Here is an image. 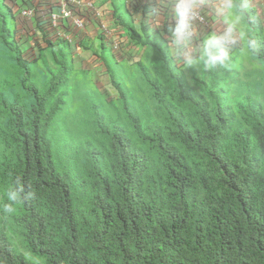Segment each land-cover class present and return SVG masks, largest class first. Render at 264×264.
Returning a JSON list of instances; mask_svg holds the SVG:
<instances>
[{
	"label": "trees",
	"instance_id": "obj_1",
	"mask_svg": "<svg viewBox=\"0 0 264 264\" xmlns=\"http://www.w3.org/2000/svg\"><path fill=\"white\" fill-rule=\"evenodd\" d=\"M230 9L240 42L229 50L211 37L180 61L117 9L143 48L132 64L115 61L124 73L102 55L122 114L105 122L93 112L90 140L55 147L50 126L75 71L68 42L48 40L25 58L0 0V41L34 98L11 118L1 165L0 264H264V25L245 0ZM38 63L42 89L29 80Z\"/></svg>",
	"mask_w": 264,
	"mask_h": 264
},
{
	"label": "crops",
	"instance_id": "obj_2",
	"mask_svg": "<svg viewBox=\"0 0 264 264\" xmlns=\"http://www.w3.org/2000/svg\"><path fill=\"white\" fill-rule=\"evenodd\" d=\"M9 1L14 16V38L20 48L34 58H38L48 40L54 42L62 38L61 33H66L74 38L72 42L67 41L73 69L76 70L78 63L81 70H85L87 65L91 66V71H95V67L102 69L99 64H103L108 73L107 64L96 51L106 45L110 49L118 35L129 37L126 25L116 19L114 2L118 4V0H74L71 5L73 14L83 20L80 29L73 28L69 18L58 20L57 25H50L51 13L59 12L62 0ZM232 1L124 0L125 11L130 17L125 22L136 28L144 24L157 31L166 40L174 57V52H177L182 59H188L202 52L211 37L239 39L235 26L230 23L233 20L230 9ZM245 3L255 9L264 25V0H245ZM21 9H31L33 13L21 16ZM115 55L112 53L115 61L125 63V60ZM104 78L105 75H99V82L107 89L109 81L105 82Z\"/></svg>",
	"mask_w": 264,
	"mask_h": 264
},
{
	"label": "rangeland",
	"instance_id": "obj_3",
	"mask_svg": "<svg viewBox=\"0 0 264 264\" xmlns=\"http://www.w3.org/2000/svg\"><path fill=\"white\" fill-rule=\"evenodd\" d=\"M3 1L6 6L11 7V2L9 0ZM117 9L122 13L124 20L128 22L130 17L125 11L124 0H118ZM4 19L6 28L12 30L14 28L13 19L9 15ZM230 23L235 25V30L238 34V29L242 25L239 17L234 16V19L231 20ZM11 35L8 33L9 38H12ZM217 40L222 45V41L219 38ZM234 42L239 43L240 40L231 38L229 39L228 44H224V46H233ZM5 46L6 45L0 41V170L2 169L1 165L8 159V157H11L9 152V148L13 147L11 141V133L13 132L11 118H16L18 108L34 99L31 91L26 90L21 84L22 82L20 81V78L22 77L23 69H20L17 65L13 64L12 59L10 58V53L13 54V52L7 53ZM229 49L232 50V47H229ZM139 51L140 50L136 51L133 49H127L123 54V57L126 56L129 61H135V59L139 57L136 56ZM46 53L48 56L46 58L47 65L52 71H56L54 61L49 57L50 55L47 50ZM96 53L101 58L103 57L102 55H105L106 62H108L109 66L118 68L120 73L125 72V67H119V65L115 63V59L112 55H109L110 49L107 45L103 49L100 47ZM174 54L177 61H180V55L177 54V52H174ZM115 56L123 59L119 54ZM122 63L124 64V62H121V65H123ZM125 63L127 62L125 61ZM99 65H101L102 69H97V67H95V71H91V66L87 67V65H85V70H81L82 67L77 63L76 70L71 71L68 75L67 84L60 89L62 97L65 99V105L59 109L50 126V128L53 127V131H51L52 135L55 133L54 139H51V143L55 147L61 146L64 143L76 146L75 144H82L85 140H90L88 136V134L91 133L89 120L94 116L93 112L102 114L105 122L109 121L111 117H117L122 114L121 108L118 106V92L111 84L110 77L103 64ZM30 67L31 71L29 74V80L36 82L38 88L42 89L41 77L43 73L47 71L43 70L41 63L36 64V66L30 64ZM126 71L128 72V70ZM106 74L108 76H106ZM99 75H105L104 81H109L107 89L101 86ZM130 78L132 77L127 76L126 78L128 80V86L129 88L134 89V87H131L132 80ZM133 79L134 84H140L136 73ZM133 93L134 96H137L134 90ZM93 103L97 104L98 107L94 108L92 106Z\"/></svg>",
	"mask_w": 264,
	"mask_h": 264
},
{
	"label": "built area",
	"instance_id": "obj_4",
	"mask_svg": "<svg viewBox=\"0 0 264 264\" xmlns=\"http://www.w3.org/2000/svg\"><path fill=\"white\" fill-rule=\"evenodd\" d=\"M74 0H62V2L60 3V9H58V13H51L50 19H49V23L51 26L57 25L58 24V20L61 19H66L69 18L71 20V25L74 28L80 29L83 27V20L78 16V15H74L73 14V10L71 8L72 2ZM33 13V10L31 9H21L20 10V15L24 16V15H31ZM103 29H105V27H102ZM62 34V38L67 40L68 42H72L74 40V38H72L70 36V34H66V33H61ZM74 35V34H73ZM222 42V45L224 46V44H228L229 39L228 38H219ZM231 39V38H230ZM235 41V40H233ZM236 42H234L233 46L235 45ZM228 49L229 47H232L231 45H225ZM110 49L112 50L113 53L119 54L121 57H123V54L125 53V51H127V49H133V50H140L136 56H139L135 59V61H129L126 56L123 57V59L129 63L132 64L136 61H138L140 59V55H142L143 52V48H139L138 46L134 45L131 40L129 39L128 36L126 35H118V37L116 39H114L110 45ZM230 50V49H229ZM36 52V51H35ZM134 54V53H133ZM35 55V54H33ZM25 58H31V54L28 53V51L25 53ZM120 58V57H119Z\"/></svg>",
	"mask_w": 264,
	"mask_h": 264
},
{
	"label": "clouds",
	"instance_id": "obj_5",
	"mask_svg": "<svg viewBox=\"0 0 264 264\" xmlns=\"http://www.w3.org/2000/svg\"><path fill=\"white\" fill-rule=\"evenodd\" d=\"M233 49V48H232ZM27 52V51H26ZM111 53V52H110ZM113 53V52H112ZM32 58V57H31ZM31 58H27V59H31ZM210 61L212 62V63H215L216 61H218V60H220L221 59V57L220 56H211L210 58ZM22 191V190H21ZM18 195H19V191H11V192H9V194H8V198H9V200H12V201H16L17 200V198H18ZM5 210L6 211H11L12 209H11V207H9V206H5Z\"/></svg>",
	"mask_w": 264,
	"mask_h": 264
}]
</instances>
